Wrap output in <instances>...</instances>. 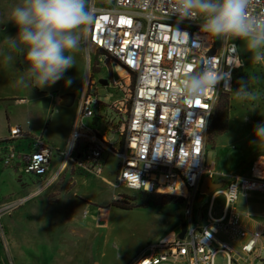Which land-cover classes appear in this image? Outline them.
<instances>
[{"label": "built area", "instance_id": "obj_1", "mask_svg": "<svg viewBox=\"0 0 264 264\" xmlns=\"http://www.w3.org/2000/svg\"><path fill=\"white\" fill-rule=\"evenodd\" d=\"M91 2L97 9L96 19L85 38V48L100 51L102 59L94 64L95 68L104 66L106 57L115 66L110 80L121 97L110 107L116 113L113 128L119 133L118 146L95 128L101 108L98 88L106 87L108 79L102 85L88 69L68 149L61 153L59 169L45 185L68 163L100 175L105 155L112 156L116 160L117 184L142 193L181 198L189 211L183 238L170 235L148 243L127 264H162L179 259L186 264H213L217 252L225 254L226 264H264V228L249 229L239 223L237 216L250 214L235 208L240 192L264 191V156L254 159L246 172H223L215 160L207 159L212 112L219 96L231 90L238 68L233 64L230 47L211 40L194 47L198 26L188 21L177 24L175 17L169 18L166 0H112L107 5ZM253 10L264 17V0H254ZM203 62L227 73L228 79H222L216 88L191 104L173 102L171 90ZM118 67L122 73L117 72ZM85 118L91 121L85 122ZM28 133L21 125L9 126L7 136L0 140V161L45 179L55 153L41 136ZM204 177L222 185L208 194L206 219L198 223L190 211L196 197L204 194L200 192ZM219 193L223 196L222 212L215 216L213 199ZM237 239L241 242L236 248L230 242Z\"/></svg>", "mask_w": 264, "mask_h": 264}, {"label": "rangeland", "instance_id": "obj_2", "mask_svg": "<svg viewBox=\"0 0 264 264\" xmlns=\"http://www.w3.org/2000/svg\"><path fill=\"white\" fill-rule=\"evenodd\" d=\"M96 1L100 5L108 2ZM18 3L20 0H0V23L9 18ZM16 33L13 24H0V140L7 136L9 126L21 125L28 135L46 140L55 156L45 179L4 166L0 161V264H124L146 244L158 242L171 228L186 221L187 205L184 201L144 202L159 196L117 184L116 160L109 155H105L100 175L68 163L45 185L59 169L61 153L68 149L88 69L92 78L108 79L106 87L98 88L101 108L95 128L105 133L115 146L119 133L113 128L117 119L110 105L121 93L111 84L110 79L115 75L112 60L106 57L105 65L95 68L94 64L102 58L98 55L100 51L92 47L74 52L76 68L69 69L64 79L54 85L43 90L34 88L29 93L17 87L15 69L22 66L18 60L13 67L4 60V53L9 51L5 36ZM235 43L241 44L238 40ZM239 55L242 64L236 69L232 88L227 92L226 132L212 146L209 141L207 148V159L215 160L223 172H240L235 162L250 165L257 157L264 156V139L253 135L254 127L264 122V61L255 63L246 52ZM241 78H248L250 90L257 96L255 100L236 98L234 91ZM68 80L70 84L65 83ZM40 187L37 194L18 203ZM200 196L190 212L195 220L204 222L209 195ZM122 199L135 206H114ZM222 205L223 196L219 193L213 199L212 214L219 216ZM235 208L239 212L248 210L250 214L237 216L236 220L247 217L259 227L264 226V191L240 192ZM240 242L237 239L230 244L237 248ZM165 263L186 264L182 259ZM213 264H226L225 254L217 252Z\"/></svg>", "mask_w": 264, "mask_h": 264}, {"label": "clouds", "instance_id": "obj_3", "mask_svg": "<svg viewBox=\"0 0 264 264\" xmlns=\"http://www.w3.org/2000/svg\"><path fill=\"white\" fill-rule=\"evenodd\" d=\"M166 3L169 18L175 17L177 24L188 21L198 26L194 47L204 46L209 40L228 45L235 67L242 64L241 52L250 53L255 63L264 61V17L254 13V0H166ZM96 11L91 0H20L3 22L17 28L15 36H5L9 51L4 53V60L11 67L17 60L22 66L20 70L14 68L18 73L16 86L28 93L34 88L43 90L64 79L69 69L76 68L73 53L86 46L85 38L96 19ZM177 32L180 33L178 29ZM237 40L240 45L235 43ZM222 79H228V74L203 62L178 81L171 90V99L191 104L216 88ZM65 83L70 84L71 80ZM238 85L234 91L237 99L257 98L250 90L248 78H241ZM253 135L264 139V122L254 127Z\"/></svg>", "mask_w": 264, "mask_h": 264}, {"label": "trees", "instance_id": "obj_4", "mask_svg": "<svg viewBox=\"0 0 264 264\" xmlns=\"http://www.w3.org/2000/svg\"><path fill=\"white\" fill-rule=\"evenodd\" d=\"M228 109H229V104H228V99H227V93H222L218 101L215 105V108L212 112L211 119L209 122L208 126V131H207V142L209 143L210 141V146L213 145L215 142V139L226 132L227 129V118H228ZM209 145V144H208ZM156 195V194H155ZM159 197L156 198V200L153 201H144V202H155L158 204H164L168 203L171 201H180L183 202V199L181 198H176L170 195H158ZM132 204V203H131ZM125 200H121V203L119 205H114L117 207L121 208H131L135 205H131Z\"/></svg>", "mask_w": 264, "mask_h": 264}, {"label": "water", "instance_id": "obj_5", "mask_svg": "<svg viewBox=\"0 0 264 264\" xmlns=\"http://www.w3.org/2000/svg\"><path fill=\"white\" fill-rule=\"evenodd\" d=\"M112 1V0H108ZM99 83L102 85L107 84V79L104 77L99 78ZM96 122V117L93 118V123ZM222 185L221 182H213L209 177H204L201 182L200 192L208 195L214 189H218ZM187 223L186 221H182L180 223V229L178 234L176 235L178 238H183L186 231Z\"/></svg>", "mask_w": 264, "mask_h": 264}, {"label": "crops", "instance_id": "obj_6", "mask_svg": "<svg viewBox=\"0 0 264 264\" xmlns=\"http://www.w3.org/2000/svg\"><path fill=\"white\" fill-rule=\"evenodd\" d=\"M57 98V97H56ZM234 165H236L235 167H237V169H238V171H240V172H246L247 171V169H248V166L249 165H245V163H241L240 164V161L239 162H235V164ZM39 198V197H38ZM40 199V198H39ZM237 202V201H236ZM235 205H236V203H235ZM245 212H249L248 210L247 211H245ZM245 212H241L242 214L243 213H245ZM241 216V215H240ZM244 216V215H243ZM193 219H194V217H193ZM244 219V218H243ZM243 219H241V220H237L239 223H241L242 225H244L245 227H247V228H249V229H259V228H264V226H261V227H259V225H256L255 223H252L250 220H247V217H246V220H243ZM195 220V219H194ZM196 222H198V223H203V222H199V221H197V220H195ZM204 221H205V219H204ZM176 227V228H175ZM175 227H173V228H171L170 229V231H168V232H166L162 237H161V239L160 240H162V239H164V238H166V237H168V236H170V235H177L178 234V232H179V229H180V224L179 225H176ZM132 259V258H131ZM131 259H129L126 263H124V264H127ZM162 264H169V263H162Z\"/></svg>", "mask_w": 264, "mask_h": 264}, {"label": "bare ground", "instance_id": "obj_7", "mask_svg": "<svg viewBox=\"0 0 264 264\" xmlns=\"http://www.w3.org/2000/svg\"><path fill=\"white\" fill-rule=\"evenodd\" d=\"M117 72H118V73H122L123 70H122L120 67H118V68H117Z\"/></svg>", "mask_w": 264, "mask_h": 264}]
</instances>
